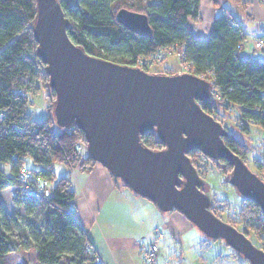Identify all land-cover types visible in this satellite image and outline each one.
<instances>
[{
  "label": "trees",
  "instance_id": "trees-1",
  "mask_svg": "<svg viewBox=\"0 0 264 264\" xmlns=\"http://www.w3.org/2000/svg\"><path fill=\"white\" fill-rule=\"evenodd\" d=\"M120 1L59 0L68 21V36L89 54L145 70L160 51L174 48L179 52L180 62L189 65V72L212 81L209 98L198 101L204 111L219 120L215 115L217 104L225 108L235 105L239 120L236 127L244 136L249 134L247 124L264 130V60L239 56L245 33L229 10L216 15L207 37L197 38L186 22L188 18H199L200 0L125 2L120 8L147 16L150 32L137 34L116 20V5ZM34 16L35 0H0V191L16 185L11 175L24 167L26 157L37 168H24L50 181L54 177L51 167L54 161L79 170L97 163L86 152L81 130L75 125H59L53 117L54 91L48 85L44 63L36 54L37 43L31 29ZM142 57L150 58L151 63L144 65L140 61ZM164 69V73H169ZM28 93L44 95L45 118H31L26 109L30 101ZM140 139L152 149L163 147L154 132L144 133ZM224 142L244 161L247 147L234 132L230 131ZM261 154L264 159V147ZM188 156L202 178L207 170L206 160H211L224 174L231 170L227 161L210 159L200 151H190ZM255 161L259 168H264V161ZM2 164L8 165L7 173ZM50 191L47 203L21 191L13 195L14 204L24 211L23 223L18 222L25 238L22 246L26 247L27 243L33 248L34 264H95L90 241L69 208L74 198L69 179L59 177L52 182ZM212 199L215 206L217 199ZM214 206L213 212L220 217V209L217 212ZM237 215L243 220L239 230L247 236L251 230L264 250V215L259 206L242 198ZM9 230L7 211L0 197V264H7L4 255L17 250L20 242L10 237Z\"/></svg>",
  "mask_w": 264,
  "mask_h": 264
},
{
  "label": "water",
  "instance_id": "water-1",
  "mask_svg": "<svg viewBox=\"0 0 264 264\" xmlns=\"http://www.w3.org/2000/svg\"><path fill=\"white\" fill-rule=\"evenodd\" d=\"M116 20L137 34H148L146 14L119 8ZM59 0H35L31 25L36 54L54 91L52 114L59 125L77 126L86 152L134 195L160 211L183 214L206 240L221 238L249 264H264V250L223 221L205 181L188 152L231 165L227 181L264 215V182L224 142V125L202 109L212 81L189 71L154 73L87 53L68 36ZM154 132L163 147L144 145Z\"/></svg>",
  "mask_w": 264,
  "mask_h": 264
},
{
  "label": "crops",
  "instance_id": "crops-1",
  "mask_svg": "<svg viewBox=\"0 0 264 264\" xmlns=\"http://www.w3.org/2000/svg\"><path fill=\"white\" fill-rule=\"evenodd\" d=\"M224 9L229 10L245 33L239 56L264 60V44L254 47L256 39L264 42V0H200L199 18H188V30L197 38L207 37L214 18ZM67 178L74 191L69 208L103 264H142L141 247L154 240L161 262H217L213 243L183 214L176 210L160 211L152 202L121 185L103 166L95 163L87 170L75 167ZM155 229L163 234L161 238L156 239Z\"/></svg>",
  "mask_w": 264,
  "mask_h": 264
},
{
  "label": "rangeland",
  "instance_id": "rangeland-1",
  "mask_svg": "<svg viewBox=\"0 0 264 264\" xmlns=\"http://www.w3.org/2000/svg\"><path fill=\"white\" fill-rule=\"evenodd\" d=\"M129 1L133 0H122L118 2L116 5V11L118 8L124 7L123 3ZM152 62V65H150L147 70L154 73L164 72L165 67L169 73L173 74L185 71L184 68H186V64L180 62L175 51L167 54V56L159 58L158 60L153 59ZM28 98H30V101L28 102L26 109L31 118L35 120H41L45 118L47 111L45 108L46 100L44 95L42 93H28ZM215 115L229 131L234 132V134L245 143L247 152L244 156V162L247 167L252 172L256 173L258 177L264 182V168H259V166H257L255 163V160H258L259 162L264 161L261 154L262 148L264 147V134H262L264 133V130L257 125L247 124L249 134L245 135V137L244 134H242V132H240L236 127V123L239 120L238 111L235 105H227V108H225L224 105L217 104ZM97 164L101 165L98 162ZM24 167L33 170L37 168V165L29 157H26L24 160ZM51 167L53 169L55 178L67 177L69 175L70 169H73H69L64 164L56 161L52 163ZM2 168L6 172L9 171L7 164H2ZM53 178L52 182H54ZM204 181L205 189L213 198L217 199L215 204L217 205V208L220 209L221 219L225 222L226 220L231 222L239 230V228H241L243 225V220H241V217L237 215L238 211L242 207V197L227 181L226 174L218 169L211 160H208ZM17 193H19V189L14 184L0 191V197L7 211L8 221L10 224L9 235L14 240H16L17 243L18 239L20 240L17 250L5 254L4 259L6 260L7 264H24L23 260H27L28 263L30 262V264H34L35 260L33 248L30 245L27 246V243L25 244L26 247H23L21 244V241L25 240V238H23V233H21V230H19L22 227L20 222L23 223V219H21V217L23 216L24 211L22 207L14 204L13 195ZM18 222L20 223L19 225ZM248 238L255 246H259L258 239L252 234L251 230L249 232ZM208 241L213 243L211 245H213L215 257L217 258V262L215 264H249L247 260L234 254L233 250L224 242L223 239L218 238Z\"/></svg>",
  "mask_w": 264,
  "mask_h": 264
},
{
  "label": "built area",
  "instance_id": "built-area-1",
  "mask_svg": "<svg viewBox=\"0 0 264 264\" xmlns=\"http://www.w3.org/2000/svg\"><path fill=\"white\" fill-rule=\"evenodd\" d=\"M262 44L263 40L261 39H256L254 41L255 47L260 48ZM174 51L179 56L178 51H176L174 48L169 47L160 51L156 56H154L153 59L158 60L159 58L164 57ZM140 61L144 65H149L151 63V59L148 57H142ZM188 69L189 65L186 64V68H184V70L188 71ZM11 178L14 180L19 191L34 196L35 198L39 199L44 203L49 202L52 181L48 180L43 176L35 175L24 167L19 168L15 174L11 175ZM162 236L163 234L159 230L155 229L156 239H159ZM140 251L142 264H169L168 262L158 261V245L156 243V240L149 241L145 245H142ZM94 263L103 264L102 260L98 258L95 259Z\"/></svg>",
  "mask_w": 264,
  "mask_h": 264
},
{
  "label": "flooded vegetation",
  "instance_id": "flooded-vegetation-1",
  "mask_svg": "<svg viewBox=\"0 0 264 264\" xmlns=\"http://www.w3.org/2000/svg\"><path fill=\"white\" fill-rule=\"evenodd\" d=\"M193 151V150H192ZM195 151H198V150H195ZM205 160V159H204ZM208 162V160H206ZM195 167V166H194ZM214 210L219 212V208H217V205L214 206ZM219 214H221V212H219Z\"/></svg>",
  "mask_w": 264,
  "mask_h": 264
}]
</instances>
